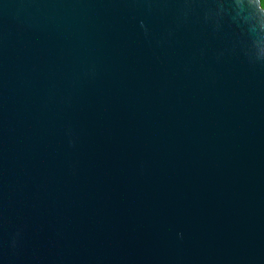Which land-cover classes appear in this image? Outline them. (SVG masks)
I'll use <instances>...</instances> for the list:
<instances>
[{
    "label": "water",
    "instance_id": "1",
    "mask_svg": "<svg viewBox=\"0 0 264 264\" xmlns=\"http://www.w3.org/2000/svg\"><path fill=\"white\" fill-rule=\"evenodd\" d=\"M0 264H264L260 0H0Z\"/></svg>",
    "mask_w": 264,
    "mask_h": 264
},
{
    "label": "trees",
    "instance_id": "2",
    "mask_svg": "<svg viewBox=\"0 0 264 264\" xmlns=\"http://www.w3.org/2000/svg\"><path fill=\"white\" fill-rule=\"evenodd\" d=\"M261 6L264 9V0H260Z\"/></svg>",
    "mask_w": 264,
    "mask_h": 264
}]
</instances>
